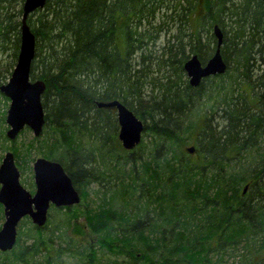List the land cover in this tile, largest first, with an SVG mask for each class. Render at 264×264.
<instances>
[{
  "label": "trees",
  "instance_id": "obj_1",
  "mask_svg": "<svg viewBox=\"0 0 264 264\" xmlns=\"http://www.w3.org/2000/svg\"><path fill=\"white\" fill-rule=\"evenodd\" d=\"M23 1L0 0V84L16 62ZM27 23L30 79L46 84L44 124L30 142L11 143L15 162L24 173L32 155L57 160L80 201L91 184L100 196L83 225L76 205L51 206L62 221L48 214L42 226L24 217L0 264H264L262 1L46 0ZM216 24L227 69L192 87L183 63L213 54ZM112 99L144 122L132 151L114 110L96 106Z\"/></svg>",
  "mask_w": 264,
  "mask_h": 264
},
{
  "label": "water",
  "instance_id": "obj_2",
  "mask_svg": "<svg viewBox=\"0 0 264 264\" xmlns=\"http://www.w3.org/2000/svg\"><path fill=\"white\" fill-rule=\"evenodd\" d=\"M262 6L264 8V0ZM46 0H24L19 28V48L15 65L8 80L0 84V93L9 99L5 122V135L15 139L27 127L38 136L44 124L42 94L46 84L42 79H30L31 62L35 54V36L27 18L29 14L44 6ZM216 47L213 54L201 62L197 54H192L183 63V70L192 87H197L208 76L222 74L227 63L221 54L223 33L216 24L213 26ZM99 108L115 110L118 123L117 137L126 150L132 151L141 141L144 122L120 99L96 101ZM190 154L195 146L186 147ZM34 191L31 193L20 182V171L12 151H6L0 162V204L4 220L0 226V251L11 250L17 238V227L24 217L36 226L45 224L51 206H73L80 202V194L62 164L43 156L32 162ZM247 185L244 186L245 191Z\"/></svg>",
  "mask_w": 264,
  "mask_h": 264
},
{
  "label": "rangeland",
  "instance_id": "obj_3",
  "mask_svg": "<svg viewBox=\"0 0 264 264\" xmlns=\"http://www.w3.org/2000/svg\"><path fill=\"white\" fill-rule=\"evenodd\" d=\"M229 36L231 38L232 33ZM163 38H164V33L161 34L159 41H157V43H156V47L153 48V50H155L157 54H160V51H161L160 47H161V44L163 42ZM6 56H7L6 53L0 54V61H1L0 63L1 64H2V62H6V59H7ZM231 63H233V62H231ZM251 69H252V72L256 73V68L255 67H252ZM9 76L10 75H7V77L3 79L1 84L5 83L8 80ZM149 88L150 87L146 88V93L150 92ZM202 100L203 101H201V103H204V105H203V109L201 111H199L201 114L204 113L208 109V105L210 104V102L205 101V99H202ZM8 105H9V99L6 98L3 94L0 93V132L3 130L4 131V135H5L6 129L8 128V125L5 122V116H6V111H7ZM196 114L197 113L195 112V114H192L190 116L191 117L190 120H192L193 122L196 121V119H197ZM221 115H222L221 111L220 112H215L213 114V118L211 120L212 127L213 128L217 127V130H219V128H221V126H222L221 119L219 118V116H221ZM193 127H194L193 128L194 133L197 132L198 131L197 126L196 127L193 126ZM33 137H34V135H33L32 131L29 128H27V127L23 128L19 132V134L15 137V139H13V140H9L7 138H6V140H4V139H2L0 137V162H1V159H2V157H3V155H4V153L6 151H12L10 149V146H11L12 142L16 141V144L18 146H20L22 143L25 144L27 142H30ZM39 156L40 155H32L33 160L29 163V167L31 168L30 171L26 170L24 173H22L21 170L18 168L19 171H20V182H21V184L28 191H30L31 193H33L34 188H35L34 180H33V172H32V162L34 161V159L36 157H39ZM88 190H89V195H88L87 199L85 201L81 200L76 205V206L80 207V209H81L79 211V213H78L77 218H76L77 223L80 224V225L84 224L83 210L87 206L95 208L99 204V196L100 195H98V190L99 189H98L97 185L91 184L90 186H88ZM48 214H49V216H51V218H52V220L54 222L62 221V219H60L62 217L61 213H55L53 211V209L49 208ZM3 220H4V217H3V214H2V218H0V226H1L2 222H3ZM61 230H63V229H61ZM71 231H72L71 228H69V227L66 228V226H64V235H66L68 237L71 236V234H72ZM23 238H25V237L23 236ZM94 241H95V237L93 238V242ZM100 252L102 254V258L107 257V255L103 251H99V253ZM236 261H237V258L235 260L229 259L227 264H234V263L237 264Z\"/></svg>",
  "mask_w": 264,
  "mask_h": 264
},
{
  "label": "flooded vegetation",
  "instance_id": "obj_4",
  "mask_svg": "<svg viewBox=\"0 0 264 264\" xmlns=\"http://www.w3.org/2000/svg\"><path fill=\"white\" fill-rule=\"evenodd\" d=\"M223 33V32H222Z\"/></svg>",
  "mask_w": 264,
  "mask_h": 264
}]
</instances>
